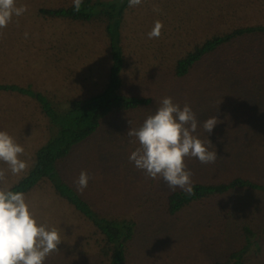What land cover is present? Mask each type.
<instances>
[{
	"label": "rangeland",
	"instance_id": "374dc122",
	"mask_svg": "<svg viewBox=\"0 0 264 264\" xmlns=\"http://www.w3.org/2000/svg\"><path fill=\"white\" fill-rule=\"evenodd\" d=\"M72 2L16 0L17 7L27 5L28 10L19 17L14 15L7 27L0 29V83L10 87L0 90V131H6L23 146L25 152L20 158L28 163L27 170L19 175L6 173L9 188L29 171L36 152L58 131L42 113L37 97L21 92L43 93L59 111H66L73 103L85 101L100 92L108 82L111 57L104 26L48 19L40 15L42 7ZM154 6L160 10L154 11ZM157 20L163 23L161 36L150 39L148 33ZM260 22H264V0H142L140 5L129 8L122 39L129 64L126 88L134 95L152 98V103L132 113L111 116L98 133L76 146L68 159L58 165L64 179L77 185L79 174L86 171L89 176L88 186L84 189L86 199L104 208L129 203L131 210L148 204H151L148 209H155L162 202L165 181L147 177L129 160L131 152L139 145L127 132L130 127L139 128L149 115L155 113L162 100V79L171 78V75L162 76V69H165L162 67V51L169 58L179 57L213 33ZM172 100L181 108L185 103L191 106L198 120L197 136H217L221 144L227 146L233 145L235 136H245L243 140L249 142L246 151L250 146L257 148V136H264V111L257 110L256 104L249 99L244 103L234 102L226 108L211 102V98L206 103L197 100V104L176 98ZM201 102L206 110L198 106ZM214 115L220 122L207 134L203 122ZM232 154H236V161L217 166L213 172L225 171L216 178L226 180L244 175L264 182V166L257 161L258 165L244 161L239 153ZM0 169H7V165L0 162ZM25 197L37 222L57 228L62 241L58 245L60 251L49 255L44 264H98L91 226L72 205L55 193L49 181ZM138 218L150 226L148 213L138 215ZM155 228L162 230V219ZM209 242L208 239L202 243L207 247ZM181 243V250L173 259H176L175 264L182 263L179 258L193 250H196L194 254L202 256L197 250L199 240L181 239Z\"/></svg>",
	"mask_w": 264,
	"mask_h": 264
},
{
	"label": "trees",
	"instance_id": "16d2710c",
	"mask_svg": "<svg viewBox=\"0 0 264 264\" xmlns=\"http://www.w3.org/2000/svg\"><path fill=\"white\" fill-rule=\"evenodd\" d=\"M129 8L128 0H83L79 12L74 11L73 2L40 9V15L48 19L104 26L111 66L104 88L85 101L73 103L66 111H59L43 93L21 92L37 97L42 113L58 131L36 152L32 167L10 190L27 194L49 181L55 193L91 226L98 264H175L181 239L199 240L197 250L203 257L193 250L183 254L179 258L182 263L177 264H264V182L244 175L223 180L216 177L225 170L213 172L222 163H234V152L244 161L264 166V136H257V148L248 147L250 152L244 150L249 143L243 140L245 136H235L231 146L221 144L217 136H198L218 144L209 149L216 151L217 160L202 164L197 158L186 157L194 195L180 188L173 191L165 182L162 202L155 209H148V204L131 210L129 203L104 208L86 199L84 190L79 191L61 175L59 163L98 133L111 116L132 113L152 103V98L134 95L126 88L129 64L122 39ZM162 67L171 70L162 69V76L171 75L168 80L162 79V98L170 95L191 104H197L198 97L205 103L211 98L221 108L249 99L263 113L264 22L213 33L179 57L169 58L162 51ZM9 88L0 83V90ZM202 102L198 106L206 110ZM147 213L150 226L138 218ZM161 219L162 230L156 229ZM208 239L206 247L202 242ZM209 247L213 249L207 250Z\"/></svg>",
	"mask_w": 264,
	"mask_h": 264
},
{
	"label": "clouds",
	"instance_id": "9594fccd",
	"mask_svg": "<svg viewBox=\"0 0 264 264\" xmlns=\"http://www.w3.org/2000/svg\"><path fill=\"white\" fill-rule=\"evenodd\" d=\"M135 7L142 0H128ZM83 0H73V9L81 10ZM27 5L17 7L16 0H0V29L6 28L13 16H21ZM154 6V11H159ZM163 23L157 20L148 37L159 38ZM27 36V33H25ZM220 121L214 115L203 122V129L210 134ZM131 125V121H129ZM198 120L187 103L181 108L171 97H164L153 115H149L139 128L130 127L127 135L138 141L129 160L138 170L152 179L162 178L173 191L180 188L194 195L192 172L185 164L186 157L197 158L202 164L215 163L213 145L198 138L195 133ZM25 149L16 143L6 131H0V162L7 169H0V264H44L53 252H59L62 242L55 227L38 223L23 192H14L7 186L6 173L19 175L26 171L28 163L20 157ZM89 176L81 171L76 180L77 188L83 191L88 186Z\"/></svg>",
	"mask_w": 264,
	"mask_h": 264
}]
</instances>
